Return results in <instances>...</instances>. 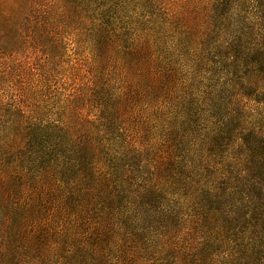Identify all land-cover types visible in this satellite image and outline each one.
<instances>
[{"label": "rangeland", "instance_id": "rangeland-1", "mask_svg": "<svg viewBox=\"0 0 264 264\" xmlns=\"http://www.w3.org/2000/svg\"><path fill=\"white\" fill-rule=\"evenodd\" d=\"M0 264H264V0H0Z\"/></svg>", "mask_w": 264, "mask_h": 264}]
</instances>
